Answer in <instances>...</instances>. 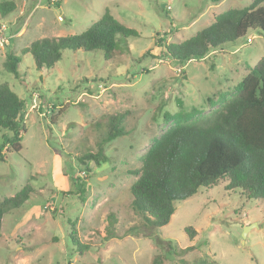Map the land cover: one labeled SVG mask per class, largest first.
<instances>
[{
  "label": "rangeland",
  "instance_id": "rangeland-1",
  "mask_svg": "<svg viewBox=\"0 0 264 264\" xmlns=\"http://www.w3.org/2000/svg\"><path fill=\"white\" fill-rule=\"evenodd\" d=\"M0 83L27 104L22 151L0 147V201L32 186L28 202L2 219L0 264H264V201L248 202L225 183L176 203L170 223L155 228L132 205L134 171L178 124L192 122L237 94L264 56V33L250 32L203 60L183 65L162 55L252 0H0ZM138 37L122 38L114 57L65 51L38 71L25 48L43 38L80 34L105 13ZM5 29V30H3ZM5 39V42L2 39ZM248 40H251L250 42ZM21 58L19 77L3 63ZM122 115L124 137L105 142L107 122ZM3 135L0 134V145ZM104 148L94 168L84 155ZM92 169V171L89 170ZM86 188L80 200L76 180ZM249 225H256L243 233ZM196 236L190 239L186 229Z\"/></svg>",
  "mask_w": 264,
  "mask_h": 264
},
{
  "label": "trees",
  "instance_id": "trees-1",
  "mask_svg": "<svg viewBox=\"0 0 264 264\" xmlns=\"http://www.w3.org/2000/svg\"><path fill=\"white\" fill-rule=\"evenodd\" d=\"M205 1L217 4L222 0ZM15 8L12 1L0 3V16H7ZM250 32L264 33V0H252L246 8L216 16L211 25L183 43L165 46L162 55L185 65L191 60L206 59ZM131 36L139 35L106 11L86 31L43 38L21 54H31L36 69L43 72L61 61L65 51H100L105 60H110L122 38ZM20 63L21 58L9 53L3 69L18 78ZM26 110V101L7 83H0V134H11L3 135L1 149L22 151L21 125ZM122 120L123 116L118 114L109 118L105 142L127 134ZM103 154L104 148L100 146L97 153L86 154L80 160L83 164L93 162L94 168H98L107 162ZM133 174L137 178L131 186L133 208L155 228L170 223L177 202L196 196L201 189L210 190L224 183L226 191L237 193L248 202L264 201V56L240 82L233 98L208 115L174 126L145 154L142 167ZM74 187L85 202L86 188L82 181L76 180ZM31 194L32 186L27 184L13 197L0 201V236L3 217L22 208ZM185 232L190 239L196 236L192 227ZM152 264H162V259L156 257Z\"/></svg>",
  "mask_w": 264,
  "mask_h": 264
},
{
  "label": "water",
  "instance_id": "water-1",
  "mask_svg": "<svg viewBox=\"0 0 264 264\" xmlns=\"http://www.w3.org/2000/svg\"><path fill=\"white\" fill-rule=\"evenodd\" d=\"M256 225H249L248 227H246V229H245V232L243 233V238H245L247 235V232L249 231V230H251V228H253V227H255Z\"/></svg>",
  "mask_w": 264,
  "mask_h": 264
},
{
  "label": "built area",
  "instance_id": "built-area-1",
  "mask_svg": "<svg viewBox=\"0 0 264 264\" xmlns=\"http://www.w3.org/2000/svg\"><path fill=\"white\" fill-rule=\"evenodd\" d=\"M2 41L5 42V39L3 38ZM248 41L250 42L251 40H248Z\"/></svg>",
  "mask_w": 264,
  "mask_h": 264
},
{
  "label": "clouds",
  "instance_id": "clouds-1",
  "mask_svg": "<svg viewBox=\"0 0 264 264\" xmlns=\"http://www.w3.org/2000/svg\"><path fill=\"white\" fill-rule=\"evenodd\" d=\"M3 30H5V29H3Z\"/></svg>",
  "mask_w": 264,
  "mask_h": 264
}]
</instances>
